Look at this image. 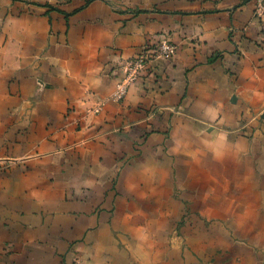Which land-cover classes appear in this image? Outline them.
Returning a JSON list of instances; mask_svg holds the SVG:
<instances>
[{"label": "crops", "instance_id": "0c3cea01", "mask_svg": "<svg viewBox=\"0 0 264 264\" xmlns=\"http://www.w3.org/2000/svg\"><path fill=\"white\" fill-rule=\"evenodd\" d=\"M0 264H264V0H0Z\"/></svg>", "mask_w": 264, "mask_h": 264}, {"label": "built area", "instance_id": "2783aa9c", "mask_svg": "<svg viewBox=\"0 0 264 264\" xmlns=\"http://www.w3.org/2000/svg\"><path fill=\"white\" fill-rule=\"evenodd\" d=\"M175 49V44L168 36L164 35L154 44L143 46L136 56L123 58L117 61L116 69L121 73V78L116 83V90L113 93V98L118 101L121 100L128 86L138 79L141 72H143L152 61L170 57L174 54Z\"/></svg>", "mask_w": 264, "mask_h": 264}, {"label": "rangeland", "instance_id": "374dc122", "mask_svg": "<svg viewBox=\"0 0 264 264\" xmlns=\"http://www.w3.org/2000/svg\"><path fill=\"white\" fill-rule=\"evenodd\" d=\"M263 1V0H262Z\"/></svg>", "mask_w": 264, "mask_h": 264}]
</instances>
